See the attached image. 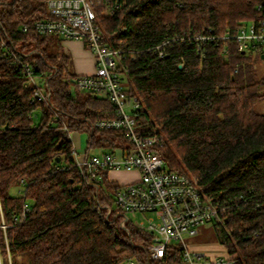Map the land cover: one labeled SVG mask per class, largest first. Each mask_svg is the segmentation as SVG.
<instances>
[{
	"label": "trees",
	"instance_id": "obj_1",
	"mask_svg": "<svg viewBox=\"0 0 264 264\" xmlns=\"http://www.w3.org/2000/svg\"><path fill=\"white\" fill-rule=\"evenodd\" d=\"M36 2L16 0L3 10L16 49L37 51L35 76L47 80L50 94L47 101L35 98L21 70L0 58V222L7 224L9 250L8 258L0 228V263L177 262V249L167 262L147 258L149 231L131 222L122 227L121 217L106 219L103 210L93 208L96 196L101 204L110 203L117 184L106 168L97 169L92 180L82 177L63 126L88 131L89 152L128 146V140L123 130L90 133L87 120L113 117L115 106L105 95L68 92L75 73L57 36L17 30ZM263 2L126 0L112 16L98 18L103 42L135 55L125 58L124 86L140 102L137 123L150 130L156 123L163 139L157 150L166 165L194 175L202 193L225 206L224 226L213 228L238 264H264V112L256 110L264 99V77H258L251 56L262 48L242 52L218 41L202 45V56L194 45L178 42L161 58L146 49L187 30L235 29L261 18ZM21 185L23 195H17L14 189Z\"/></svg>",
	"mask_w": 264,
	"mask_h": 264
},
{
	"label": "built area",
	"instance_id": "obj_2",
	"mask_svg": "<svg viewBox=\"0 0 264 264\" xmlns=\"http://www.w3.org/2000/svg\"><path fill=\"white\" fill-rule=\"evenodd\" d=\"M16 0H0V58L9 60L17 66L31 85L35 98L47 101L50 94L45 80L40 82L35 76L37 54L35 49L18 51L4 28V8ZM126 3V0H37L35 10L20 17L17 30L21 33L52 34L60 41L77 40L91 53L93 71L89 74L74 75L68 92L88 91L105 95L115 106L113 117L88 121L90 133L94 128L123 130L128 146L117 145L101 154L87 151L88 131H74L63 126L72 143L73 162L82 177L92 180L99 168L137 170L138 178L116 183L111 193V202L100 203L96 196L93 208L103 210L106 219L121 217L120 225L131 222L138 229L151 233L146 244V256L151 260L167 262L169 255L178 250L177 262L182 264H238L233 255L208 256L204 252L188 247L183 235H195L197 227L204 224L224 226L225 206L204 195L198 185V179L189 172L170 169L157 148L163 139L156 129H146L137 123L136 115L140 102L126 93L121 75L126 74L125 58L132 52L112 47L103 42L98 21L99 16L110 17ZM264 10V2L258 5ZM218 41L231 42L238 51H250L264 46V13L257 20L238 25L235 29H226L215 34L210 31L194 33L187 30L181 34L162 38L157 44L147 48V52L161 58L167 56L175 43L194 45L204 56L202 45ZM223 47V52H228ZM180 66L183 65L181 61ZM33 101V99L31 100ZM127 107L129 110H127ZM58 119L55 113L53 120ZM82 137L84 142L82 143ZM65 168V167H62ZM95 194L99 187L93 183ZM17 195H23V186L14 189ZM110 195V193H106ZM28 208L25 207V212ZM128 212L150 214L145 224L142 220L132 222L126 216ZM156 218V220H154ZM16 219V217H14ZM7 224L2 220L0 228L5 235ZM7 256L8 242L5 236ZM1 260V255H0ZM173 263V264H175ZM1 264V263H0ZM129 264H135L130 260Z\"/></svg>",
	"mask_w": 264,
	"mask_h": 264
},
{
	"label": "rangeland",
	"instance_id": "obj_3",
	"mask_svg": "<svg viewBox=\"0 0 264 264\" xmlns=\"http://www.w3.org/2000/svg\"><path fill=\"white\" fill-rule=\"evenodd\" d=\"M264 54V46L262 48V52L254 53L251 56H253V62L256 66V72L258 77H264V57H261V54ZM83 58L88 62V66L90 65V61H88V54L87 52L81 54ZM71 65V64H70ZM72 66V65H71ZM121 80L123 84L125 83V75H121ZM74 91V90H73ZM143 107V105H142ZM127 110L129 108L127 107ZM256 110L258 112L263 113L264 112V99H261L259 103L256 105ZM36 121L39 120V116L35 118ZM151 129L158 130V126L155 124L152 125ZM78 131V130H74ZM84 142V137H82V143ZM103 150L101 148H95L93 150H90V153L93 154H101ZM111 176L119 178V181H129L134 178V175L132 173H124V172H114L111 173ZM150 214H139V213H133L128 212L126 216L131 220L132 222L142 220L145 224L148 222L147 217ZM156 220V218H154ZM4 239L6 234L4 235ZM184 241L187 243L188 247L194 250H198L201 252H204L208 256L213 255H226L227 249L226 247L218 242L215 236L214 228L212 224H204L197 227V232L195 235H183ZM7 238V237H6ZM6 249V245H5ZM7 253V250H6ZM8 257V256H7ZM120 264H129L128 261H124ZM173 264V263H172ZM175 264H182L181 262L175 263Z\"/></svg>",
	"mask_w": 264,
	"mask_h": 264
},
{
	"label": "crops",
	"instance_id": "obj_4",
	"mask_svg": "<svg viewBox=\"0 0 264 264\" xmlns=\"http://www.w3.org/2000/svg\"><path fill=\"white\" fill-rule=\"evenodd\" d=\"M63 50L68 54L70 59V67L71 70L76 74H89L93 71V59L91 53L84 47L82 42L77 40H64L61 42ZM87 52L88 54V61H90V65L88 66V62L85 58L82 57L81 54ZM114 172H124V173H132L134 178L129 180L133 181L138 178V171L137 170H124V169H110L107 172L108 179L116 182V183H125L129 181H119V178L111 176V173Z\"/></svg>",
	"mask_w": 264,
	"mask_h": 264
},
{
	"label": "water",
	"instance_id": "obj_5",
	"mask_svg": "<svg viewBox=\"0 0 264 264\" xmlns=\"http://www.w3.org/2000/svg\"><path fill=\"white\" fill-rule=\"evenodd\" d=\"M261 57H264V54H261ZM179 67H180V65H179Z\"/></svg>",
	"mask_w": 264,
	"mask_h": 264
},
{
	"label": "bare ground",
	"instance_id": "obj_6",
	"mask_svg": "<svg viewBox=\"0 0 264 264\" xmlns=\"http://www.w3.org/2000/svg\"><path fill=\"white\" fill-rule=\"evenodd\" d=\"M127 142V141H126ZM101 195V194H100ZM19 216H21V215H19ZM19 218V217H18ZM104 218V217H103Z\"/></svg>",
	"mask_w": 264,
	"mask_h": 264
}]
</instances>
